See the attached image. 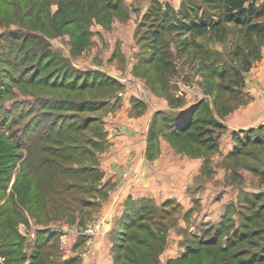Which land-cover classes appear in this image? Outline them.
<instances>
[{
	"label": "rangeland",
	"instance_id": "obj_1",
	"mask_svg": "<svg viewBox=\"0 0 264 264\" xmlns=\"http://www.w3.org/2000/svg\"><path fill=\"white\" fill-rule=\"evenodd\" d=\"M30 2L0 0V146L4 150L0 209L7 206L22 218L13 219L10 228L0 229L2 249H6L4 240L10 241L14 234L18 235L15 239L22 237L17 244L19 253L9 260L0 253V264H69L65 260L75 255L80 263L78 253L83 247L97 243L92 237L98 231L102 203H89L95 186L88 179L83 184L82 171L98 170L97 165L104 162L105 124L112 125V117L117 116L113 108L122 104L133 106L135 115L145 108H156L154 116L160 118L161 108L157 107L166 104L164 109L175 110V104L182 103L177 109L182 117H199L194 131H204L209 111L206 101L214 111L213 95L236 105L221 117V122L237 121L241 116L254 127L235 130L226 139L222 136L226 126L215 129L212 142L216 145L206 152L178 141V152L202 160L200 173L189 181L195 192L194 207L201 210L198 196H202L204 209L199 222L184 234L187 242L196 245L204 237V230L213 236L217 229L224 245L227 237L241 231L244 221L240 213L251 212L254 199L264 202V145L253 143L255 138L264 139V32L248 33L244 26L223 22L197 35L178 29L166 17L165 10L176 13L190 2L206 7L200 0H119L115 8H109L105 0H39L38 6L43 8L37 7L27 18L23 11ZM256 2L264 7V0ZM57 10H61L64 23H70L54 21ZM207 11L215 18V10ZM43 12L44 23L40 18ZM258 20L264 22V15ZM78 26L82 34L75 38ZM165 60L169 61L167 68L162 67ZM234 71L242 73L241 85L231 82ZM160 73L164 78L156 76ZM44 79L48 84L70 87L87 83L81 94L64 89L61 93L69 100L56 106L43 100L59 96L39 85ZM91 81L94 86L100 81L103 87L90 89ZM29 82L34 84L30 86ZM83 98L91 100L79 102ZM254 99L263 105L258 106L260 111L254 118L248 119L243 112ZM25 129L32 138L21 143L17 138ZM245 137L250 140L241 144ZM254 166L259 173L252 170ZM224 194L226 201L221 203ZM82 197L86 198V207L80 201ZM217 213H221L219 218ZM208 217L212 219L203 222ZM147 223L152 229L159 225L168 229L162 221ZM247 227H262L264 234V221L247 222ZM38 230L45 231L39 241H48L32 258ZM77 232L84 233L79 237L83 242L74 252ZM97 235L101 237L103 232ZM204 249L201 256H190L184 264H199L200 257V264H222L212 258L215 248ZM232 250L215 254L225 259ZM98 254L105 264L107 258L102 251ZM122 257L117 264H126ZM84 259V264H90Z\"/></svg>",
	"mask_w": 264,
	"mask_h": 264
},
{
	"label": "crops",
	"instance_id": "obj_2",
	"mask_svg": "<svg viewBox=\"0 0 264 264\" xmlns=\"http://www.w3.org/2000/svg\"><path fill=\"white\" fill-rule=\"evenodd\" d=\"M257 101L258 99H254L244 110L243 113L248 119L254 118L260 111L258 106H262L263 103ZM165 107L166 104L157 108H161L162 112L178 111V108L170 110L164 109ZM113 109L117 115L112 117L113 128L108 123L105 124L107 155L103 158L104 162L97 165L96 179L90 183L95 188L90 192L93 197L89 203H102V208H99L101 215L97 220L98 231L92 237L97 243L92 247L91 244L88 245V250L87 246L83 247L82 253H78L81 256L80 263L79 260H75L76 255L69 261L66 259L65 263L84 264L87 262L84 258H87L90 264H103L101 254H98L102 251V256L107 258L105 264H117L115 258L123 251L118 244L119 221H123L127 216L134 217L138 212L147 215L148 221H162L167 224L166 230L162 225H159L158 229H152L154 237H159V244L153 248L155 251L152 258L154 256L155 260L149 264H168V261L175 259L188 244L189 240L184 234L199 222L197 219L204 209L202 196H198L201 210L197 211L194 207L196 202L192 195L195 192L192 182L189 181L194 174L200 173L202 160L190 156L186 158L187 155L178 152L179 145L174 144L168 134L160 129H157L152 142H149L148 132L156 108H145L140 115H135L131 105L122 104ZM223 124L227 128L222 135L224 139L227 136L231 137V132L235 130L242 131L254 127L243 121L241 116L237 121L226 120ZM117 130L120 133L116 132ZM223 200L226 201L225 194L220 202ZM87 204L83 203L85 207ZM85 210H88V207ZM216 215L219 218L221 213ZM171 218L175 223L171 222ZM208 218L210 219H204L203 222L212 219ZM166 231L167 235H164ZM101 232L103 235L100 237L97 233ZM80 234L84 233L77 232L72 245L74 252L83 242L79 239Z\"/></svg>",
	"mask_w": 264,
	"mask_h": 264
},
{
	"label": "trees",
	"instance_id": "obj_3",
	"mask_svg": "<svg viewBox=\"0 0 264 264\" xmlns=\"http://www.w3.org/2000/svg\"><path fill=\"white\" fill-rule=\"evenodd\" d=\"M39 0H31L29 4H27L26 9L23 11V15L28 18V16L34 15L36 12L35 9L37 7L43 8L41 6H38ZM105 4L109 8H115L116 3L119 2V0H105ZM203 5L206 7H203L201 5H198L194 2L188 3L184 8L179 9L176 13H169L167 10H165V14H167L166 17L170 20V23L174 26H176L178 29H185L187 31L195 32L197 35H202L205 32H207L210 29L218 28L221 26L223 22L226 23H234L235 25H241L246 28V31L248 33H262L264 32V22H261L260 19L264 15V7L262 5H258L256 0H200ZM207 8L215 10V18L213 16H210ZM26 12V13H25ZM55 14L52 16L54 18V21H61V23H64V18L61 15V10H57L54 12ZM43 15L40 16L42 22H46V14L45 12L42 13ZM70 23V22H68ZM67 22L64 23L68 24ZM60 26V25H59ZM76 32H74L75 38H77L78 34H82V31L80 27L76 28ZM156 32V31H155ZM159 32V31H158ZM157 33V32H156ZM158 34H155V36ZM82 36V35H81ZM156 38V37H154ZM168 60H165V63L162 64V67H168ZM161 75H156L159 77H163L162 73ZM154 75V78L156 77ZM242 73H239L237 71H234L233 76L231 78V82L235 85H241L243 77ZM86 82V81H84ZM76 83L74 85L68 86L66 84H55L51 83L48 84L47 81L42 80L40 83L36 81V83H39L42 87H49L53 89V93L58 94L59 96L50 95V97H46L45 102L48 101L51 102V104H54L56 106L62 105L66 100H69L67 97H65L63 92L64 89L69 92H76V93H82L83 90L85 91L86 85L85 83ZM34 82H29L28 85H32ZM87 83V82H86ZM90 89L91 88H102L103 85H101V82L98 81L97 85L94 86L93 81L90 83ZM82 91V92H81ZM210 91V90H209ZM74 94V93H72ZM220 99V98H219ZM217 99L216 95H213V105L212 111L209 107V101H206L208 103V113L207 118L205 121V129L204 131H194L193 129L194 124H197L196 122L199 121V117L196 119L191 118V115H186V117H182L179 113V111H167V112H160L161 117L158 118L157 116H154L152 119V122L150 124V129L148 132L149 142H152L153 136L157 132V129H166L168 131H163L166 135L170 137V140L174 142V144H178V141H181L183 143V146H189V147H195L198 151H210L215 147V142H212L213 139V132L215 129L224 127V124L221 122V117L226 115L232 108L236 107V105H230V101H219ZM88 100H91L89 98H83L80 99L79 102H87ZM206 100V99H205ZM175 106L181 107L182 103L175 104ZM202 107V106H199ZM179 112V113H178ZM173 113H176L174 116ZM217 115L219 117H217ZM163 126V127H162ZM103 133V131H102ZM204 133V134H203ZM202 136H204L202 138ZM32 135L30 132H27L26 129L22 132V137L17 138L22 143L21 140L23 139H31ZM245 140H242L241 144H244L248 142L247 140L249 138L245 137ZM250 140V139H249ZM261 139L255 138L253 139V143H262L264 145V139L260 141ZM24 144V143H23ZM3 146H0V161L3 158L2 154ZM262 153H264V149L262 147ZM261 153V154H262ZM260 154V155H261ZM259 155V156H260ZM256 173L258 172V168L254 166V169L252 168ZM29 174V171H26ZM83 175L81 178H84L82 180L83 184H85V180L88 179L90 183L96 179V170L90 168L88 172L82 171ZM261 173H264L262 171ZM1 184V183H0ZM74 183H70V186H72ZM77 185L78 183L75 182ZM1 188V187H0ZM1 190V189H0ZM252 196L258 197L261 195L260 193H252ZM252 201V206H250L251 212L246 214H241L240 217L242 218L243 228L241 227V231H235V233L232 236L227 237L224 242L225 244L222 245V243L219 241L220 236L217 234V229L214 231L213 236L208 235V231L204 230V237H202L200 240H197V244H191L190 242L186 245L182 255L178 258L170 259L168 261V264H184V260H187L188 257H193L198 254V256H201V252H205L206 250L204 247L207 248H215L219 254H222L224 252H230L234 247L238 248V244H240V247L238 249L232 250L230 255H226V260L221 257L217 258L218 256L215 254L216 251H213L212 258L214 259V262H221L222 264H232L234 261H237L236 264H264V234L262 235L261 231L263 230L262 227H252L251 229H248L247 222L255 223L257 221H264V202H257ZM81 203H86V200L82 197L80 199ZM259 205H256V204ZM21 220V214L20 213H13L7 208V206H4L0 209V229H6L10 228V224L12 223L13 219ZM146 218H148L145 214L136 213L134 217L127 216L126 219L124 218L123 221H119V231H118V244L119 247L123 249L122 252L117 255L116 262L119 261L118 259H121L120 257L123 256L124 261H127L126 264H149L151 263L154 258H152V255L154 254L153 248H156V245L159 244L158 238L154 237L155 233L153 232L152 228L148 225ZM211 231V230H210ZM45 231L38 230L35 234V246L33 247L35 254H32V258L34 256H37L40 245H42L45 241H39L43 238V234ZM12 236V235H11ZM18 235L14 234L13 238L10 241L3 243L6 244V249H2L0 247V253L2 256L6 257L8 260L10 257H14L17 253H19V246L17 245L19 240L22 238H14ZM7 237V236H6ZM163 238V235H161V239ZM245 242V245L242 246L241 243ZM218 244V245H217ZM212 250V249H211ZM17 252V253H16ZM227 254V253H226ZM22 256V255H21ZM19 256V257H21ZM200 260L198 263L200 264L202 257L199 258ZM11 260V259H10ZM9 262V261H8ZM10 263V262H9ZM12 263V262H11ZM10 263V264H11ZM33 263V262H32ZM34 264V263H33Z\"/></svg>",
	"mask_w": 264,
	"mask_h": 264
}]
</instances>
